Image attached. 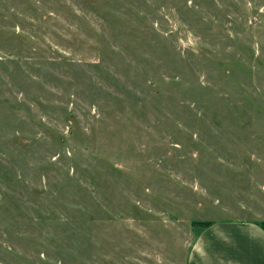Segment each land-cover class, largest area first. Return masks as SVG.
Masks as SVG:
<instances>
[{"label":"rangeland","instance_id":"obj_1","mask_svg":"<svg viewBox=\"0 0 264 264\" xmlns=\"http://www.w3.org/2000/svg\"><path fill=\"white\" fill-rule=\"evenodd\" d=\"M264 222V0H0V264H189Z\"/></svg>","mask_w":264,"mask_h":264},{"label":"crops","instance_id":"obj_2","mask_svg":"<svg viewBox=\"0 0 264 264\" xmlns=\"http://www.w3.org/2000/svg\"><path fill=\"white\" fill-rule=\"evenodd\" d=\"M189 264H264V229L258 221H217L202 227Z\"/></svg>","mask_w":264,"mask_h":264},{"label":"trees","instance_id":"obj_3","mask_svg":"<svg viewBox=\"0 0 264 264\" xmlns=\"http://www.w3.org/2000/svg\"><path fill=\"white\" fill-rule=\"evenodd\" d=\"M198 225H200L201 227H207V226L211 225V222H200V223H198ZM260 226L264 229V222L262 224H260Z\"/></svg>","mask_w":264,"mask_h":264}]
</instances>
